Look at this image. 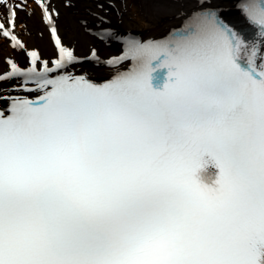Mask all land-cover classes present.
<instances>
[{
  "label": "snow or ice",
  "instance_id": "obj_1",
  "mask_svg": "<svg viewBox=\"0 0 264 264\" xmlns=\"http://www.w3.org/2000/svg\"><path fill=\"white\" fill-rule=\"evenodd\" d=\"M35 2L59 58L0 75L43 91L0 110V264H264V0L244 9L261 40L201 13L130 41L131 69L103 84L50 77L77 57ZM0 6L23 49L27 0Z\"/></svg>",
  "mask_w": 264,
  "mask_h": 264
},
{
  "label": "bare ground",
  "instance_id": "obj_2",
  "mask_svg": "<svg viewBox=\"0 0 264 264\" xmlns=\"http://www.w3.org/2000/svg\"><path fill=\"white\" fill-rule=\"evenodd\" d=\"M55 2L61 5L59 8L62 11L57 22V34L63 44L72 47L76 53L95 51V57L88 63L95 65L93 69L96 71L105 70V54L115 52L119 46L116 42L118 38H114L118 32L131 31L147 36L164 34L181 26L191 14L203 7L235 12L244 6L243 0H105L99 3L76 0L68 7L64 6L66 0ZM22 17L24 39L30 46L42 49L44 55L50 54L51 34L42 17L37 12ZM100 30H110V37L98 40L95 32ZM7 56L21 60L23 50L13 49L0 41V72L7 68L3 60ZM16 85V82L9 80L0 83V96H8Z\"/></svg>",
  "mask_w": 264,
  "mask_h": 264
},
{
  "label": "rangeland",
  "instance_id": "obj_3",
  "mask_svg": "<svg viewBox=\"0 0 264 264\" xmlns=\"http://www.w3.org/2000/svg\"><path fill=\"white\" fill-rule=\"evenodd\" d=\"M86 53V52H85Z\"/></svg>",
  "mask_w": 264,
  "mask_h": 264
}]
</instances>
